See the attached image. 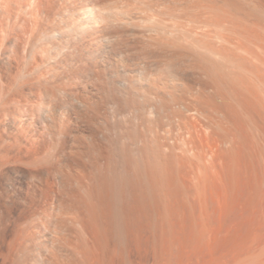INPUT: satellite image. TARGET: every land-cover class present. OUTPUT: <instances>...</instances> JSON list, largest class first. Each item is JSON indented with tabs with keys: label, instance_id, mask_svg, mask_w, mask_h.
I'll return each instance as SVG.
<instances>
[{
	"label": "bare ground",
	"instance_id": "bare-ground-1",
	"mask_svg": "<svg viewBox=\"0 0 264 264\" xmlns=\"http://www.w3.org/2000/svg\"><path fill=\"white\" fill-rule=\"evenodd\" d=\"M102 1L0 0V59L9 70L27 59L29 70L47 75L13 78L0 70V210L10 216L58 205L73 211L80 233L85 212L94 224L103 214L111 224L121 219L126 225L140 209L161 225H198L216 204L225 217L233 211L236 221H264V78L220 79L223 83L196 78L197 95L176 90L169 101L153 91L155 85L142 95L136 78H102L109 89H98L97 99L88 96L67 78V59L83 62L81 51L94 45L90 37ZM109 45L119 48L114 41ZM93 53L97 65L101 58ZM178 79L188 80L170 78ZM41 91L46 99L38 109ZM132 110L147 131L132 128ZM135 154L144 157V166L135 163ZM86 158L90 164L81 166ZM99 165L101 172L94 174ZM87 166L91 170L82 179L81 167L85 172ZM16 174L33 182L18 185ZM87 178L92 184L81 187ZM81 188L88 202H81Z\"/></svg>",
	"mask_w": 264,
	"mask_h": 264
},
{
	"label": "rangeland",
	"instance_id": "rangeland-1",
	"mask_svg": "<svg viewBox=\"0 0 264 264\" xmlns=\"http://www.w3.org/2000/svg\"><path fill=\"white\" fill-rule=\"evenodd\" d=\"M261 1L103 0L99 6V23L92 26L95 28L90 39L94 45L81 51L83 62L68 57L67 78H72L81 90H86L88 96L94 94L96 99L102 91L98 89H109L102 78H107L106 81L136 78L142 95L145 89L151 90L155 85L158 89L153 91H162L167 101L176 90L197 95L196 78L209 83L264 78V4ZM111 41L118 44L117 51L111 49ZM93 51L101 58L97 65L92 58ZM141 56L146 59L140 60L138 57ZM22 61L9 70L10 66L0 59V70L4 69L13 78L47 77L40 76L34 68L29 70L31 61L24 58ZM170 78L188 80L171 81ZM260 86L264 89V81ZM38 94L37 108L42 109L46 97L42 91ZM107 111L110 113V109ZM130 117L132 128L138 133L150 128L137 123L133 110ZM82 135V139H86L81 145L86 148L88 133ZM133 158L135 163L144 166V157L135 154ZM88 160H81V166L89 165ZM87 167L85 172L81 167L82 179L91 170ZM100 168V165L94 166V174H98ZM24 180L33 182L31 178L15 175L16 184L21 185ZM85 180L81 187L92 184L88 178ZM96 192L98 195L104 193L102 189ZM87 194V190L81 188L82 203L89 201ZM210 206L208 212H201L205 219L200 222L202 225L187 222L163 226L154 219L151 223L154 217L150 218L139 209L127 222L131 229L121 219L116 220L119 225L116 221L111 224L108 218L102 217L103 214L100 223L94 221V224L85 212L81 215V233L73 220V211H60L58 205L41 204L32 213L26 212L27 209L10 216L1 209L0 264H264V221L253 217L236 221L235 215L232 218L233 211L231 216L230 213L226 215L231 220H226L225 213L223 215L216 204ZM213 207L218 209L215 211ZM211 209L213 214H209ZM84 225L88 229H84ZM97 225H101L99 233L94 230ZM104 232H108L104 235L109 240H105ZM33 234H36V240H28Z\"/></svg>",
	"mask_w": 264,
	"mask_h": 264
}]
</instances>
